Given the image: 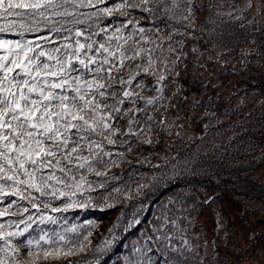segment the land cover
I'll list each match as a JSON object with an SVG mask.
<instances>
[{
  "label": "snow or ice",
  "instance_id": "snow-or-ice-1",
  "mask_svg": "<svg viewBox=\"0 0 264 264\" xmlns=\"http://www.w3.org/2000/svg\"><path fill=\"white\" fill-rule=\"evenodd\" d=\"M257 18L264 20V0H0V218L18 217L0 223V264H46L93 247V221L61 225V231L33 228L59 223L45 209L103 211L143 194L92 254L73 264H101L122 222L125 231L144 223L151 194L171 182L167 168L159 166L163 174L153 176L152 187L140 184L134 191L114 184L121 177L109 172L131 163L126 153L151 145L154 128L169 132L171 118L160 109L167 111L174 105L163 102L183 95L180 89L168 93L185 74L188 38L199 40V29L228 50L224 36L232 35L230 26H256ZM144 20L151 26L144 27ZM172 167L171 179L184 175L177 164ZM186 199L180 193L167 202L171 207L159 210L124 264H192L198 250L183 237L187 247L172 243V228L186 229L169 215ZM217 223L218 234L223 225Z\"/></svg>",
  "mask_w": 264,
  "mask_h": 264
},
{
  "label": "trees",
  "instance_id": "trees-1",
  "mask_svg": "<svg viewBox=\"0 0 264 264\" xmlns=\"http://www.w3.org/2000/svg\"><path fill=\"white\" fill-rule=\"evenodd\" d=\"M121 19V18H120ZM204 20H201L203 22ZM264 21V20H260ZM151 24V23H149ZM264 23L261 24L263 26ZM241 33V32H240ZM263 35H260L257 38H261V41H264V33H261ZM196 35L200 37L199 40H194L191 38H188V44L186 45L189 55L187 59L189 60L186 62V68H183L184 75L182 77H176V79L180 80L179 84H173L171 86V91H169L168 95L171 96L173 92H176L177 89H180L182 92V96L178 99V101H164V106L166 107L169 103H172L174 106L167 109V111L164 110V107L160 109V112L164 114V116L171 118L169 121V131L172 132L171 125L173 124L175 131L170 133L168 136L164 137L162 134L166 133L164 131H161L160 128H155V136L152 137V144L151 145H145L140 144L138 148H136L132 153H126L127 160H130L131 163H121L120 167H117L113 169L111 172H109V176L115 174L118 177H121L120 179L113 181L114 184L121 186L122 189H131L135 190L139 187V181L143 180L142 176L145 175V179L147 180L146 187H152L151 181L153 179V176L158 177V173H162L159 166H165L169 173V178L171 182H164L162 183L157 190L151 194V199L148 200V208H150V211H145L144 216L142 217V220L144 223L141 224L140 227L135 226L131 229L124 230L125 225L122 222L119 226V231L117 235V242L114 244V246L111 248L110 251L103 254V258L101 260V264H116L112 261L114 256L117 255H123L126 253V256L131 254V251L128 249V243L130 240H134L136 238H142V233L146 230L151 229L152 222L154 223L157 219L156 213L158 210V203L163 198H169L170 195L173 192H179L182 189L192 190L193 187H196L197 189H211L213 191L219 190V191H226L227 193H233L234 196H238L237 192H235V189H240V192H242V195L244 196V204L249 203H260L264 207V177L259 174H256V169L258 165L261 162L260 157H255L254 155H251L249 153V157H247V161L244 162L240 160L242 156L237 155L234 156L229 153L222 154V156H218L215 153H197L193 156L191 159L192 164H189L188 170L185 171L183 169L184 175L180 176L179 179H171L172 173L175 171V169L172 168L173 164H177V167L180 169V162L183 161L185 158H191V155H193L194 151L196 150L198 143L201 142V139L205 136L204 134L210 135L211 128L207 126L208 122L211 120H216L214 118H211L209 112L211 108L213 107L212 101L214 98L213 96L216 95L217 92L220 90H216L213 81H205L203 76H200L199 72V66L198 64L207 63V59H204V57L211 59L212 58L216 61V65H212L214 70H222L223 67H225L226 71L228 72V67L232 63H237L239 66H245L244 70H247L249 73L252 72L254 76L256 77H264V65H261L259 68L258 66L254 65L255 58L253 59L251 57V52L248 51L246 48L247 46H242L239 51L234 53L233 50L228 49L225 50L222 46L218 47V43L216 42L215 35L213 34V37L211 40H209V37L202 36L201 32H196ZM33 38V37H28ZM242 38L246 40H242V43L244 45L249 44L248 39H252L250 36L242 35ZM248 38V39H247ZM230 41H234L229 38ZM237 45V44H236ZM242 45V44H241ZM194 46H198L200 48V52L197 54H194L191 52V48ZM235 45L232 43H228V48H234ZM212 48L213 50H216L218 53L213 52V54L210 53V55L205 52L206 49ZM224 49L222 52V56L218 58V55L221 54V50ZM204 53V54H203ZM245 53H248L249 55H245ZM195 55H200L202 58L199 60L194 59L193 57ZM243 57V60H242ZM246 61V63H245ZM245 64V65H244ZM209 65V64H207ZM193 66L197 67L195 72H192L191 69ZM253 67V68H252ZM238 72H234L233 75H237ZM241 79H244L246 81H249L248 77H245L244 71H240L238 75ZM195 77V79L193 78ZM151 81H147L146 83H150ZM211 88L214 93L208 94L206 93V89ZM194 94V97L192 100H194L195 107H192L191 103L193 101L191 100L190 104H188L191 95ZM242 94L241 92L238 93ZM244 95V94H243ZM207 96L209 99L207 103V113L209 115L202 117V119H196L194 120V116L191 114H188L190 110H197V97H205ZM247 96V95H246ZM186 97V99H184ZM191 99V98H190ZM201 99V98H200ZM205 100L204 102H206ZM196 102V103H195ZM241 102V101H240ZM234 104V103H233ZM246 103L241 102L240 107L231 109L227 108L226 111V117L228 120H222L225 121L224 125L227 127V129H230L229 133L233 132V135L230 137V145L232 146L233 141L239 139V137L248 138L246 141V145L249 141L248 135H256V140H260L262 138L263 141V134H264V113L261 114L255 110L253 107L250 108L253 110V112H248V107L245 105ZM187 107V109H190L189 111H185V115H180V113H183L184 108ZM190 106V108H189ZM245 109L247 114L241 113L239 118L241 121L239 122H233V125L229 123L230 120L236 117V115L239 113V110ZM156 113H154L155 115ZM160 119V113H158L157 120ZM211 119V120H210ZM253 120L257 121V124L253 126ZM174 122V123H173ZM232 122V121H231ZM204 124L206 126V129L203 133H200L197 130V127L201 124ZM249 124V125H246ZM187 125H190L191 128L187 129V132L190 133L189 136H186V133L184 131L181 132V128H185ZM196 128V136L194 133V130ZM225 129V128H224ZM233 142V143H232ZM213 150L217 151L218 148L213 147ZM232 151V150H231ZM158 152H163L161 155H164L162 159L158 158ZM147 157L148 159H145ZM175 158V159H174ZM211 159V161H210ZM170 162V163H166ZM248 165L250 168V171H247L242 178L239 176V181L237 179H234V175L236 171H238V168ZM193 169L195 171L194 175H189V170ZM134 172V177H129L128 173ZM143 173V175H141ZM225 177H228L225 179ZM91 178V177H90ZM97 180H102L104 178H96ZM135 180L136 182H133ZM228 190V191H227ZM194 191V190H193ZM95 195V194H93ZM143 198V194H133L132 198L130 200H125L122 204H116L114 207L106 208L105 210L101 211L96 208H89L87 210H80V209H72L69 210L66 213H51L49 210H43V214L45 215H53L56 216L59 223L56 225L53 224H43V225H37L34 224V227H42L45 229V231H61V225L63 227H69L71 225H82L86 221H93L96 224V227L93 229V236H92V242H93V248L89 250L90 255L94 251V248L96 245H99L102 243V241L105 239V237L108 235V230L113 228V225L116 224L119 217H121V214L123 212H129L131 205L136 204L139 200ZM14 199V198H13ZM99 198H97L98 200ZM160 200V201H159ZM57 204L60 203V201H56ZM223 204V203H222ZM0 207H3V205H0ZM30 207V206H29ZM223 208L224 205H222ZM202 206L197 210L196 215V225L199 224L200 217L202 214ZM264 209V208H263ZM31 213L33 215H39L36 213L35 209H31ZM264 213V211H263ZM67 217V221L61 219V217ZM11 218L13 220L18 219V217H5L0 218V223L7 224V220ZM229 218V217H228ZM251 219V218H250ZM231 220L229 218V224L231 225ZM233 226V224H232ZM21 227H23L21 225ZM135 230V231H130ZM231 241V239H230ZM242 254L244 253L243 250L240 249ZM252 251V249L250 250ZM125 256V257H126ZM118 257V256H117ZM69 260H66L64 263H66ZM53 262V261H50ZM62 262V263H63ZM57 263V261L53 262ZM46 264H52L46 262Z\"/></svg>",
  "mask_w": 264,
  "mask_h": 264
},
{
  "label": "rangeland",
  "instance_id": "rangeland-1",
  "mask_svg": "<svg viewBox=\"0 0 264 264\" xmlns=\"http://www.w3.org/2000/svg\"><path fill=\"white\" fill-rule=\"evenodd\" d=\"M253 15H255L254 9L249 14V19H251ZM121 19L126 18L121 17ZM199 19L200 21L204 20V16H200ZM257 20L258 24L256 26L248 25L247 21H245V29H241L238 24L230 26L232 35H228L226 32L224 39L227 41V43H232L233 45H235L234 48H228L235 51L233 52L232 57H234V53L239 51L242 46H247L246 49L251 52V57L253 59H256L254 65L260 68L261 65H264V41H261V38L257 37L263 35L261 33H264V25L261 26L264 21H260L259 18H257ZM141 23L146 28L151 26V24H149L150 21L148 20H144ZM197 32L200 33L201 31L197 29ZM243 34H247L252 38L251 40L247 38L249 44L244 45L242 43V40H246L242 38ZM202 36L208 37L205 34ZM229 38L235 40V42L230 41ZM220 46L221 45H218V47ZM223 51L224 49H222L220 52L222 53ZM205 52H207L208 55H210V53L213 54V52L218 53L212 48L206 49ZM202 56L204 59H207V63L201 62L200 64H198L199 66L197 67H199L200 76H203L205 81H213L214 85L217 86L215 87V89L220 90L216 93L215 96L212 97L214 98L212 101L213 107L209 111L211 112V118H214L216 120L210 119L211 121H209L207 124V126L211 128L210 135L204 134L205 136L201 139V142L198 143L199 145L197 146L193 155H191V158H185L183 161L180 162V169H185V171L188 170L187 168L189 167V164L187 162L190 161L193 156L199 152L201 154L215 153L218 156H222V154H227L231 147L232 151L230 150L229 153L234 156L243 155L240 160L244 162L247 161L246 156L249 157V153L251 155H254L255 157L259 156L261 162L256 169V174H261L264 177V159L261 158L262 152H264V137L263 141L262 138L260 140L255 141L256 135H248L249 141L247 145L246 141L248 138L239 137V139L233 141L235 143L232 142L233 144L231 146L230 137L233 135V132L229 133L230 129H227V127H225L226 125H224L225 121H222L228 120L226 117L227 108L231 109L232 107H240L241 102L246 103L245 105L246 107H248V112L255 113L253 112V110L250 109L253 107L260 114L262 112L264 113V77L254 76L252 72L249 73L247 70H244L245 66L238 67L237 63H232L228 67V72L226 71L225 67H223L220 71H218L217 69L214 70L212 65H216V61L213 58L211 60L204 57V55ZM188 61V59L185 60V65ZM240 71H244L245 77H248L249 81L241 79L238 76ZM234 72H238V74L236 76H232ZM240 92L242 94L238 95V93ZM206 93L213 94L214 91L211 88H207ZM193 97L194 94L191 95V99L188 97V104H190ZM200 98L197 97L196 111L187 109V105L183 110V114L185 115V111L190 110L188 114L194 116V120H199L202 119V117L209 115L206 111L208 108V104H205L209 100L207 99L208 97L205 96L203 98ZM205 100L207 101L204 102ZM192 101L193 103H191V105L193 107L194 100ZM241 113L247 114L245 109L239 110V113L236 115V117L230 120L229 123L233 125V122L241 121V117L239 118ZM155 115L158 118V113H156ZM256 124L257 121L253 120V126H255ZM189 128H191V126L187 125L185 128H181V132L186 130V136H189L190 133L187 132V129ZM171 129L172 132H176L173 124L171 125ZM205 129L206 126H204L203 123L197 127V130L200 133H203ZM155 131L156 129L154 128V132ZM172 132L169 131L163 133L162 135L166 137ZM194 133L196 136V128L194 130ZM155 134L152 137H154ZM213 147L218 148V150H213ZM162 153L163 152H158V158L162 159V157L164 156L161 155ZM252 166H250V168ZM115 168L117 167H113L112 170ZM250 168L248 165L238 168V171L233 174L234 179H237L239 181V179L242 178L247 171H250ZM162 174L163 173L159 172L158 176ZM141 175H143V173ZM145 175L146 174L142 176L143 180L139 181L138 185H147ZM227 178L228 177H225V179ZM235 190L238 196H234L233 193H227L226 191L221 192L217 190L216 192L211 189H197L196 187H193L191 191L187 189H182L179 192H173L169 198H163L161 199V201L159 200L160 202L158 203L156 217L160 215L159 210L162 207H171V205L167 204V202L170 200H176L178 194L184 193L188 198L182 203V205L177 206L175 213H169V215H172L173 218L179 217L181 221V226L186 229L185 232L181 233L175 228H172V234L175 237L172 243H174L175 246L178 248L187 247L182 245L183 237L184 239L189 240L191 245L195 246L198 250V254L192 260V264H201L202 259H206L207 264H229V262L230 264H264V207L260 203L244 204L246 202L243 201L244 196L242 195V192H240V189L238 188ZM189 199L191 200V203L188 202ZM208 199H211L212 202L206 203L205 201ZM222 205H224L225 208H223ZM201 206L203 207L202 214L200 217L199 224L196 225L197 211L195 209L197 208L198 210ZM228 217L232 222L231 225L229 224ZM217 221L220 222V225H223L219 228L218 234L216 231L219 227ZM152 225L153 222L151 224V227ZM140 226L141 225H138V227ZM169 227L171 228V226ZM34 228L42 227L37 226ZM138 241L142 242V238L130 240L128 243V249L132 251L133 246ZM205 241H207V245L205 244ZM215 245H218L219 247H215ZM92 248H89V250ZM240 249L244 251L243 254ZM251 249L252 251H250ZM89 250L87 254H81L67 259H61L57 261V263H53L50 261H48V263L73 264V262L75 261L83 260L86 258V256H90ZM216 252H219V256L216 255ZM117 256H114L112 261L116 264H124V257L126 256V253ZM185 256L192 257L193 254L191 252L186 251ZM66 260L69 261L64 263Z\"/></svg>",
  "mask_w": 264,
  "mask_h": 264
}]
</instances>
